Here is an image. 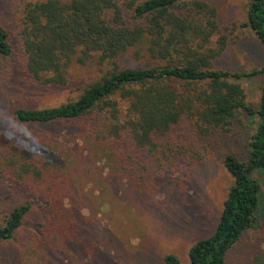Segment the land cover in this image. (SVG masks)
<instances>
[{"label":"trees","instance_id":"obj_1","mask_svg":"<svg viewBox=\"0 0 264 264\" xmlns=\"http://www.w3.org/2000/svg\"><path fill=\"white\" fill-rule=\"evenodd\" d=\"M241 27L264 47V0H248ZM16 35L24 71L38 85L66 86L71 64L83 66L96 55L110 69L75 101L15 110L0 132V180L44 193L57 223L65 225L60 234L67 240L66 227L76 228L77 191L71 179L80 162L81 169L101 172L104 180L125 178L128 163L122 156L170 152L184 122L197 135L215 137L240 124L242 116L256 119L246 161L223 159L232 185L213 233L188 251L190 264H225L231 249L257 223L261 186L253 173L264 171V84L254 108L236 82L264 74V68L251 73L213 68L228 43L219 35L215 9L198 0H46L23 6ZM140 45L149 64L122 68L119 58ZM13 51L8 32L0 28V59ZM14 120L35 138L27 150L15 142L20 134L12 127ZM51 124L72 128V133L59 138L39 130ZM30 210L22 204L12 210L0 226V241L13 238ZM163 264L179 262L166 255Z\"/></svg>","mask_w":264,"mask_h":264},{"label":"rangeland","instance_id":"obj_2","mask_svg":"<svg viewBox=\"0 0 264 264\" xmlns=\"http://www.w3.org/2000/svg\"><path fill=\"white\" fill-rule=\"evenodd\" d=\"M43 1L0 0V28L8 32L14 50L11 57L0 59V132L8 127L15 110L49 109L75 101L88 84L110 71L100 65L96 55L83 66L73 62L64 87L38 85L25 73L16 33L23 6ZM198 1L215 9L219 35L228 40L213 68L235 73L261 71L264 47L248 28L241 27L246 21L248 0ZM142 48L140 45L124 53L119 58L120 66L140 69L149 64ZM236 83L244 92L245 102L256 108L264 74ZM241 120L226 132H216L215 137L197 135L191 124L184 122L170 152H157L154 157L134 152L122 156L128 163V170L122 172L125 178L104 180L103 173L83 170L80 162L79 171L71 179L77 193L72 218L76 228L66 227L70 240L60 234L65 225L57 223L46 206L44 193L2 178L0 226L15 207L30 205L31 210L13 238L0 241V264H163L166 255L175 256L179 264H190V247L213 233L232 185L223 159L234 156L246 161L256 119L242 116ZM39 130L61 138L73 129L51 124ZM253 178L261 186L258 220L231 249L225 264H264V171L253 173Z\"/></svg>","mask_w":264,"mask_h":264},{"label":"clouds","instance_id":"obj_3","mask_svg":"<svg viewBox=\"0 0 264 264\" xmlns=\"http://www.w3.org/2000/svg\"><path fill=\"white\" fill-rule=\"evenodd\" d=\"M12 127L15 128V131L20 134V139H17L15 142L19 147L27 150L30 147V143L35 139L32 133L28 131L24 126L18 124L15 120L13 121ZM4 135L8 139H12V135L10 133H5Z\"/></svg>","mask_w":264,"mask_h":264}]
</instances>
